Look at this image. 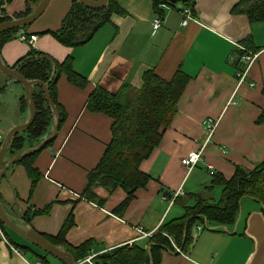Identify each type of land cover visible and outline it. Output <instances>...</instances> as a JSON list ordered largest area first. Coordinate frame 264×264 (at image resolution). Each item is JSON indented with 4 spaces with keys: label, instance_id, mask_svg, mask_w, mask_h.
Here are the masks:
<instances>
[{
    "label": "crops",
    "instance_id": "obj_1",
    "mask_svg": "<svg viewBox=\"0 0 264 264\" xmlns=\"http://www.w3.org/2000/svg\"><path fill=\"white\" fill-rule=\"evenodd\" d=\"M115 1L122 12H113L110 21L83 45L65 46L50 33L44 34L60 27L72 4V0H49L36 19L0 49L8 66L30 48L58 62L71 55L74 69L87 79L85 88L70 83L64 74L58 80L57 99L66 118L51 145L34 160L40 173L34 189L30 190V177L21 164L13 163L0 178L5 210L22 223V216L33 213L28 227L52 237L71 214L73 225L65 243L76 248L90 242L87 255L137 244L149 249L147 239L164 223L182 217L185 206H194L198 199L210 204L219 200L222 186L213 182L214 173L229 179L237 165L252 169L264 159V122L256 123L264 110V21L251 23L246 14L232 13L240 0H195V15L191 12L186 25H181V10L187 6L178 3L166 8L160 28L152 34L156 15L152 0ZM30 2L39 0H12L5 11L15 15ZM33 34L37 39L31 45L20 40L21 35ZM238 45L258 54L240 85L236 72L244 64L240 58L235 63ZM178 69L189 80L160 144L140 164V170L150 176L146 186L137 189L120 212L116 209L127 196L122 188L110 191L98 185L93 187V198L82 196L88 172L97 166L112 137V119L87 108L89 94L98 86L115 93L124 82L140 87L147 70L168 80ZM11 78L0 71L2 92ZM11 80L17 106L8 114L0 102V143L9 129L28 118L27 109L20 106L23 85ZM207 118L219 119L218 125L201 159L187 169L183 159L205 144ZM5 159L9 160L6 155ZM153 231L150 236L142 234ZM191 234L193 240L184 250L167 236L172 248L161 249L160 264H264V210L253 198L241 199L234 224H197ZM8 238L9 244L0 239V264H65L27 239L18 243L30 248L23 251Z\"/></svg>",
    "mask_w": 264,
    "mask_h": 264
},
{
    "label": "trees",
    "instance_id": "obj_2",
    "mask_svg": "<svg viewBox=\"0 0 264 264\" xmlns=\"http://www.w3.org/2000/svg\"><path fill=\"white\" fill-rule=\"evenodd\" d=\"M11 1L0 0V23L10 20L11 17L25 16L32 11L28 4L25 11L9 16L5 7ZM178 3L190 7L192 14L195 15V0H152L155 14L162 19L166 8L174 7ZM115 11L122 12L115 0H108L106 6L98 9L88 8L79 1L72 0L70 9L63 17L60 27L56 31L47 30L44 33H50L65 46L83 45L92 39L99 28L110 21V16ZM231 11L246 14L251 23L263 22L264 0H240ZM26 28L27 26H20L1 31L0 49L3 43L15 38L19 30ZM237 52L239 55L235 63L238 64L241 51L237 49ZM73 63L74 58L71 55L58 62L52 56L30 48L25 56L10 66L17 68L29 81L40 80L46 83L59 113V128L66 118V113L57 99V83L61 75H66L68 81L79 88H85L87 85V79L74 69ZM188 80L189 77L181 69H178L168 80L152 70H147L143 73L140 87L124 82L115 93L98 86L89 94L87 108L93 112L107 114L112 119V137L97 166L88 172V183L82 196L93 198L95 195L92 192L93 187L98 185L110 191L122 188L127 196L116 209L120 212L134 198L136 190L146 186L150 176L140 170V164L160 144L165 129L177 113L178 101ZM3 90L4 87L0 89V93ZM33 93L36 106L35 119L26 131L16 134L13 144L6 152L9 160L21 149L35 147L52 132L54 117L50 105L45 100L42 87L34 84ZM262 93L264 95V86ZM20 106L22 110L27 109L28 111L25 93L20 97ZM262 122H264V110L256 120L257 124ZM53 141L54 138L43 149L50 146ZM40 151L24 153L15 161V164H21L26 168L31 180V191L40 178V173L34 167V160ZM213 182L222 186L219 200L210 204L205 199H198L194 206H185V213L182 217L164 223L155 235L147 239L149 249L139 244L133 247L122 246L95 255L93 261L96 264H160L161 249L172 248L167 236L171 237L181 250H184L193 240L191 230L195 225L206 224V222L221 225L234 224L242 198L255 199L262 204L264 210V159L252 169L237 165L234 174L229 179L214 173ZM5 211L18 226L25 230L30 228L28 226L33 213H26L22 216L21 220L25 222L22 223L7 210ZM70 216L55 237L42 235L55 246H63L71 252L77 262L87 256L86 251L90 247V242L76 248L69 247L65 243L66 233L73 225ZM0 224L8 238L7 232L12 230L6 227L1 220ZM10 242L20 250L30 249L13 241Z\"/></svg>",
    "mask_w": 264,
    "mask_h": 264
},
{
    "label": "water",
    "instance_id": "obj_3",
    "mask_svg": "<svg viewBox=\"0 0 264 264\" xmlns=\"http://www.w3.org/2000/svg\"><path fill=\"white\" fill-rule=\"evenodd\" d=\"M83 5L91 9H98L106 6L108 0H77ZM49 0H39L37 4H33L30 2L32 7V11L22 17H11L10 20L4 21L0 23V32L3 30H7L13 27H26L30 25L45 9ZM0 71L7 76L12 77L23 85L24 93L26 99L28 101V118L25 122L14 125L11 129L6 133L1 146H0V178L3 176L5 171L8 169L10 165L15 163L24 153H32L40 151L44 146L48 144L57 134L59 129V113L58 110L52 101L49 90L45 82L40 80L29 81L27 80L17 68H12L4 63L0 55ZM55 73V72H54ZM53 73V75H54ZM34 84H39L44 92L45 100L50 105L52 109V115L54 117L52 121V132L51 134L37 144L33 148H23L19 152H17L10 160L5 159L6 152L13 144L14 138L17 133L26 131L29 126L33 123L36 116V106L34 101V93L33 86ZM0 220L2 223L8 227L9 229L15 231L19 235L23 236L30 243L37 246L38 248L62 259L65 264H77L74 255L67 250H63L54 244H52L46 237L38 233L32 228L27 230L18 226L7 214L4 209L2 202L0 201Z\"/></svg>",
    "mask_w": 264,
    "mask_h": 264
},
{
    "label": "built area",
    "instance_id": "obj_4",
    "mask_svg": "<svg viewBox=\"0 0 264 264\" xmlns=\"http://www.w3.org/2000/svg\"><path fill=\"white\" fill-rule=\"evenodd\" d=\"M181 11H182L181 14L183 17L182 21H181V25H186L188 23V21L191 20V18H192L191 10L189 8L185 7ZM161 24H162V18L156 14L153 18V21H152V34H154L160 28ZM36 39H37V35H35V34L30 35L29 37H27L26 35L20 36V40L27 42L30 45L33 44ZM238 49L241 51L240 60L244 64V67L241 70L236 72V75L238 78L237 83H238V85H240L241 83H243L245 81V78L248 74V71H249L250 67L252 66V64L254 63L258 54L254 51L247 49L245 46H242V45H238ZM218 121H219V119H215V118H207L204 120L205 130H206L205 144L202 145L199 150L189 152L188 155L183 159V164L186 165L188 168H192L201 159L204 146L211 139V137H212L217 125H218ZM210 170H211V173L213 174L214 171L212 170V167H210ZM175 194H178V192ZM138 230L140 232H142L141 229H138ZM153 233H154V231L149 232V233H142V234L150 236ZM0 239H2L4 242L9 244L7 238L5 237V235L1 229V227H0ZM169 239L172 242V239L170 237H169ZM94 257H95V254L87 255L86 257L78 260L77 264H96L93 261Z\"/></svg>",
    "mask_w": 264,
    "mask_h": 264
},
{
    "label": "rangeland",
    "instance_id": "obj_5",
    "mask_svg": "<svg viewBox=\"0 0 264 264\" xmlns=\"http://www.w3.org/2000/svg\"><path fill=\"white\" fill-rule=\"evenodd\" d=\"M40 35H43V34H40ZM25 45L28 46L29 44H25ZM29 48L30 47L28 46V49ZM11 79H9V82H8L9 85L6 87L5 91L0 93V102H2L3 104H5V107L8 110L7 111L8 114H12L13 113V111L15 110V108L17 106V99H18V97H16V95H15V87L13 86V83H12V80ZM6 124H7L6 122L1 123V125H6ZM186 168L188 169V167H186ZM205 188L206 187H204V189ZM202 191H203V189H202ZM15 233L16 232L9 231V236H10V238H11V240L13 242L19 243L20 241H24L25 238L23 236L19 235L18 233H16V234Z\"/></svg>",
    "mask_w": 264,
    "mask_h": 264
}]
</instances>
